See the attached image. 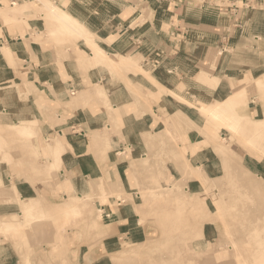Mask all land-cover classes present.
Masks as SVG:
<instances>
[{
    "label": "rangeland",
    "instance_id": "obj_1",
    "mask_svg": "<svg viewBox=\"0 0 264 264\" xmlns=\"http://www.w3.org/2000/svg\"><path fill=\"white\" fill-rule=\"evenodd\" d=\"M0 1L3 24L28 28L29 48L41 44L58 62L63 81L77 75L81 80L67 86V102L46 98L35 90L53 89L49 81L57 72L48 67L49 81L37 79L36 86L9 45L0 51L8 69L22 67L24 78L12 84L17 92L2 93L0 87V264H206L210 257L218 264H264V258L254 257L256 243L264 241V0ZM45 5L72 17L61 22ZM12 7L18 19L2 17ZM85 37L96 44L85 43ZM66 66L70 76L62 72ZM73 107L107 114L103 130L86 129L84 136L102 169L97 176L73 172L62 158L66 132L74 130L66 124L72 115L66 109ZM129 112L153 115L145 150L111 146L113 138L125 142L122 120ZM46 121L58 129L48 131ZM18 124L32 129L22 133ZM54 143L60 152L49 147ZM110 150H116L112 163ZM66 181L70 186L63 188ZM34 200L31 228L23 209ZM7 225L19 227L7 230Z\"/></svg>",
    "mask_w": 264,
    "mask_h": 264
},
{
    "label": "crops",
    "instance_id": "obj_2",
    "mask_svg": "<svg viewBox=\"0 0 264 264\" xmlns=\"http://www.w3.org/2000/svg\"><path fill=\"white\" fill-rule=\"evenodd\" d=\"M2 4L3 2L0 1V5ZM30 36H31V32L25 26L22 29L15 28V26L10 27V25L8 24L6 25L3 24V20H1L0 17V51L3 45L5 44L9 45L13 53L16 54V57L18 59L17 61L19 62V59L22 60L24 63L22 67L24 69L28 68V71H26L25 78L27 79V81H29L33 77L34 79L33 83L36 86H37L36 83L39 80L41 84L43 83L42 81H44L45 83L49 81L48 74L46 77H44V72L46 73L48 67H51L50 70L52 71L55 70L58 75L55 76L56 78L54 80L49 81L51 82L50 86L53 89H50L49 86H46L47 89H44L43 91L41 90H35V91L42 96L45 95L46 98L58 100L60 101V103L67 102L68 101L67 99L68 94L66 90L67 86L74 83L79 85V83L81 82V80L78 79L80 78L79 75H77L76 78L74 77V80L73 79L69 80L71 82L63 81V79L59 75V68L57 65L58 62L55 60V58L52 57L50 58L47 56L48 52L46 53V51L43 50L41 44L32 43L30 48L26 45L27 42H25V40L28 39ZM44 54H46V56ZM22 67L19 69V72L9 70L6 60L4 59L3 55L0 52V87L2 88L1 89L2 93H9V92L12 93V91L17 92L16 89H11V86L13 83L16 82L17 79H21V80L24 79L22 73L20 74ZM62 72L63 73L67 72L68 75L70 74L68 72L67 66L65 67V70H63ZM24 73L25 72H23V75ZM53 94L54 97H52ZM10 97L12 98V96ZM33 97L32 99H34ZM36 103L37 101L35 98L32 104H34L35 110L36 109L38 110L40 118L44 119V113L38 107V105H36ZM122 104L125 105L126 102H122ZM73 109H66L67 111L72 112V115L67 118L66 124L68 125V128H72L74 130L66 132V139L68 145H66L67 149L63 154L62 158L65 159L64 161H66V163L68 162L70 163L71 166H73V168L71 169L73 172L78 173L79 175L82 174L83 176L92 175V174L97 176L100 173H102V169L99 162L97 161V157L94 155L93 152H90L89 150L91 141L90 142L88 140L85 141L84 136L87 135V130H89L92 133H94L95 131L103 130V125L107 120V114L106 112L103 113L101 111H100L101 113L93 114L92 111L90 110L84 111L79 107L76 108L77 110H75V107H73ZM62 112H64V110ZM151 116L153 115L150 112L141 113L140 117L135 116L133 112L126 113L122 120L123 125L121 128V134L124 138L123 141L125 142L121 143L119 139L113 138V140H111V142L113 143V144L111 143V146L113 145L114 149H123L124 150L123 152H125L124 148L126 147L125 145L126 143L127 145L133 147L134 152L145 150V148L147 147L145 138H147V135L152 131L150 127L152 126V123L154 121L153 118H151ZM147 117L149 118L147 119ZM45 123L47 125L48 131L50 132L51 131L53 132L54 129H58L57 126L53 127V124L50 121H46ZM76 126H78L79 129H76L75 131ZM128 127L130 128L129 132L127 130ZM132 136L135 137L134 141L131 140ZM120 152H122V150H120ZM113 153L116 154V150L115 151L110 150L108 151L107 154L108 162L110 163H112L110 160H111V155H113ZM122 163L123 161H120L118 165H121ZM111 172L113 173V175H115L114 170H111ZM117 172L120 173L119 167H117ZM112 236H116V234Z\"/></svg>",
    "mask_w": 264,
    "mask_h": 264
},
{
    "label": "bare ground",
    "instance_id": "obj_3",
    "mask_svg": "<svg viewBox=\"0 0 264 264\" xmlns=\"http://www.w3.org/2000/svg\"><path fill=\"white\" fill-rule=\"evenodd\" d=\"M49 1H50V0H49ZM51 2H52V1H51ZM49 4L52 5L53 3H49ZM45 6H47V5H45ZM9 8H10V7H9ZM47 9L50 11V14H54V13L51 11V9H49V6H47ZM6 10H8V11L4 12L2 17H6V18H10V17L12 18V17H14V18L18 19L16 16L19 15V11H16L15 8H13V7H12V9H6ZM48 10H47V11H48ZM52 10H53V9H52ZM1 11L3 12V10H1ZM1 11H0V12H1ZM9 11H13V12H9ZM39 11H40V10H39ZM63 11H64V10H63ZM63 11H62V13H64ZM40 12H41V11H40ZM54 12H55V14L60 13V12H56V10H55ZM65 12H66V10H65ZM34 13H36V12H34ZM62 13H61V14H62ZM66 13H67V12H66ZM66 13H65V14H66ZM68 13H69V12H68ZM1 14H2V13H1ZM17 14H18V15H17ZM55 14H54V15H55ZM61 14H59V15H58V14L55 15V16H58L57 19L61 20V22H63V20H64V22H65L67 19H68L67 21H69V17H72V15L69 16V17L67 16L68 18L65 19V17L62 16ZM70 14H71V13H70ZM11 15H12V16H11ZM13 15H14V16H13ZM30 15H31V14H30ZM36 15H37V14H36ZM68 15H69V14H68ZM39 16H40V15H39ZM43 16H44V15H43ZM52 16H53V15H52ZM65 16H66V15H65ZM46 17H47V16H46ZM73 17H74V16H73ZM14 18H13V19H14ZM53 18H54V16H53ZM55 18H56V17H55ZM75 18H76V17H75ZM49 19H50V18H49ZM70 19H71V18H70ZM11 20H12V19H11ZM73 20H74L75 24L79 21V20L77 21L76 19H73V18H72V20H70V21H73ZM13 22H14V20H13ZM44 22H45V21H44ZM47 22H48V21H47ZM57 22H58V21H57ZM57 22H56V23H57ZM4 23H5V22H4ZM72 23H73V22H72ZM5 24H6V23H5ZM47 24H48V23H47ZM54 24H55V23H54ZM67 24H68V23H67ZM80 24L82 25L81 21H80ZM49 25H50V24H49ZM58 25H59V24H58ZM61 25H63V24H61ZM70 25H71V24H70ZM50 26H51V25H50ZM56 26H57V25H56ZM64 26H65V25H64ZM68 26H69V25H68ZM68 26H65V27H64V30H65V29H67V30L69 29L68 31L70 32V28H67ZM72 26H73V25H72ZM72 26H71V27H72ZM75 26H77V25H75ZM83 26H84V24H83ZM48 27H49V26H48ZM48 27H47V28H48ZM58 27H59V26H58ZM77 27H78L79 30H81V29L79 28L80 25L77 26ZM85 27H86V26H85ZM47 28H45V29H47ZM60 28H61V27H60ZM50 29H51V28H50ZM55 29H56V28H55ZM62 30H63V29H62ZM72 30H73V28L71 29V31H72ZM82 30H83V28H82ZM48 31H49V30H48ZM52 31H53V30H52ZM52 31H51V33H52ZM55 31H56V30H55ZM57 31H58V29H57ZM68 31H67V32H68ZM73 31H76V30H73ZM77 31H78V30H77ZM83 31H84V30H83ZM87 31L91 32V30H89V29H88ZM40 32H41V31H40ZM43 32H44V31H43ZM60 32H61V30H60ZM62 32H64V31H62ZM65 32H66V31H65ZM78 32H79V31H78ZM85 32H86V31H85ZM41 33H42V32H41ZM55 33H56V32H55ZM62 34H63V33H62ZM62 34H61V35H62ZM72 34H73V32H72ZM72 34H70V35L72 36ZM74 34H75V33H74ZM74 34H73V35H74ZM81 34H82V33H81ZM83 34H84V32H83ZM87 34H88V33H85V35H87ZM90 34H91V33H90ZM90 34H89V35H90ZM17 35H18V34H17ZM19 35H20V34H19ZM41 35H42V34H41ZM53 35H54V34H53ZM56 35H57V34H56ZM61 35H60V36H61ZM75 35H76V34H75ZM15 36H16V35H15ZM63 36H64V35H63ZM78 36H79V35H78ZM81 36H83V35H81ZM91 36H92V35H91ZM53 37H54V36H53ZM55 37H56V36H55ZM55 37H54V38H55ZM66 37H67V36H66ZM88 37H90V36H88ZM88 37H87V38L85 37V38H86L85 43H86L87 40L89 39ZM33 38L36 40V39L38 38V36H37V38H35V37H33ZM61 38H62V37H61ZM81 38H82V37H81ZM92 38H93V37H92ZM45 39H46V38H45ZM45 39H44V40H45ZM83 39H84V38H83ZM36 41H37V40H36ZM38 41H39V40H38ZM55 41H56V40H55ZM88 41H90V40H88ZM91 41L94 42L93 44H96V43H95L96 41H93L92 39H91ZM91 41H90V44H92ZM3 43H4V42H3ZM29 43H30V42H29ZM87 44L89 45V43H87ZM28 45H29V44H28ZM60 45H61V44H60ZM67 45H68V44H67ZM92 46H94V45H92ZM97 46H98V45H97ZM60 47H61V46H60ZM66 47H67V46H66ZM68 47H69V46H68ZM7 48H8V47H7ZM94 48H95V46H94ZM99 48H100V50H101L102 47L99 46ZM4 49H6V46H5V48H4V46H2L1 50H4ZM62 49H63V48H62ZM66 49H67V48H66ZM92 49H93V48H92ZM95 49H96V48H95ZM97 50L99 51V49H97ZM103 50H104V49H103ZM93 51H95V50H93ZM101 51H102V50H101ZM105 52H106V51L104 50L103 53H105ZM96 53H97V52H96ZM107 53H108V52H107ZM94 54H95V53H94ZM101 54H102V53H101ZM3 55H4V54H3ZM59 55H60V53H59ZM97 55H98V53H97ZM61 56H63V55L61 54ZM66 56H67V55H66ZM71 56H72V54H71ZM93 56H94V55H93ZM95 56H96V54H95ZM98 56H100V55H98ZM53 57H54V56H53ZM56 57H57V56H56ZM96 57H97V56H96ZM100 57H101V56H100ZM100 57H98V58H99V59H98V62H99V60H102V59H100ZM94 58H95V57H94ZM95 61H96V60H95ZM100 62H101V61H100ZM102 62H103V61H102ZM96 63H97V62H96ZM108 63H109V62H108ZM115 63H117V61H116ZM137 63H138V62H137ZM103 64H104V63H103ZM113 64H114V63H113ZM113 64H111V65L114 66V67H116V64H115V65H113ZM118 64H120V62H119ZM126 64H127V63H126ZM108 65H110V64H108ZM118 67H119V65H118ZM134 67H135V66H134ZM112 69H113V68H112ZM84 73H85V72H84ZM263 83H264V82H263ZM262 85H263V84H262ZM260 86H261V85H260ZM90 87H91V86H90ZM244 87H245V86H244ZM258 87H259V86H258ZM263 87H264V86H263ZM92 88H93V87H92ZM92 88H91V89H92ZM97 89H98V88H97ZM97 89H96V90H97ZM238 89H240V88H238ZM241 89H242V88H241ZM241 89H240V90H241ZM244 89H245V88H244ZM81 90H82V89H81ZM98 90H99V89H98ZM86 91H87V90H86ZM100 91H101V90H100ZM100 91H95L94 93H99ZM236 91H237V89H236ZM242 91H243V90H241V92H239V93H242V94L244 93V94H245V92H242ZM244 91H245V90H244ZM90 92L92 93L91 90H90ZM234 93H235V91H234ZM239 93H238V94H239ZM242 94H241V95H242ZM99 95L102 96V95H103V92L99 93ZM99 95H98V96H99ZM245 95H246V94H245ZM246 96H247V95H246ZM234 97H235V96H234ZM234 97H232V98H234ZM242 97H243V96H242ZM238 98H239L238 96H237V99L234 98V99L236 100V102H239V101H237ZM240 98H241V96H240ZM243 98H244V97H243ZM243 98H241V99H243ZM234 99H233V101H232V100H229V101H232V102L234 103V101H235ZM245 99H246V98H245ZM226 100L228 101V99H226ZM239 100H240V99H239ZM103 101H104V100H103ZM224 102H225V101H223V103H224ZM229 103L231 104V102H229ZM226 104H227V103H226ZM237 104H238V103H237ZM7 105H8V104H7ZM218 105H219V104H218ZM218 105H217V106H218ZM224 105H225V104H224ZM231 105H233V104H231ZM234 105H236V104H234ZM207 106H208V105H207ZM207 106H206V108H208ZM224 107H225V106H224ZM109 108H111V107H109ZM206 108L204 109V111L206 110ZM226 108H228V105H227ZM212 109H214V108H212ZM224 109H225V108H224ZM209 110H210V109H209ZM209 110L207 109L208 112H210ZM228 110H229V109H228ZM211 111H213V110H211ZM205 112H206V111H205ZM205 112H203V113H205ZM115 113H118V112H115ZM211 114H214V113L211 112ZM205 116H206V115H205ZM213 116H214V115H213ZM241 116H242V114H241ZM137 117H138V116H137ZM215 117H216V114H215ZM259 121H260V119H259ZM261 122H262V120L260 121V123H261ZM256 123H257V122H256ZM262 123H263V122H262ZM259 125H260V124H259ZM261 125H262V124H261ZM48 126H49V125H48ZM263 126H264V124H263ZM16 127H17L18 130L21 131L22 133H28V132L31 131V129H32L31 126L26 125V124H18ZM257 129H258V128H257ZM53 134H54V133H53ZM263 134H264V132H263ZM91 139H92V138H91ZM152 139H153V138H152ZM94 140H95V138H94ZM49 147H50L52 150L55 149L56 153L60 152V150L57 148V146L55 145V143H54L53 145H52V144L49 145ZM26 150H27V149H26ZM55 151H54V152H55ZM5 152H6V151H5ZM25 152H26V151H25ZM54 152H53V153H54ZM2 155H3V154H2ZM53 155H54V154H53ZM6 158H7V156H6ZM56 158H57V157H56ZM58 159H59V157H58ZM160 161H161V160H160ZM140 162H141V161H140ZM157 164H158V162H157ZM157 164H156V165H157ZM164 165H165V164H164ZM55 166H58V165H55ZM157 166H160V165H157ZM190 166L193 167L192 164H190ZM149 167H151V166H149ZM141 169H142V171H145V170H143V169H144L143 167H142ZM184 169H185V168H184ZM156 170H157V169H156ZM156 170H155V171H156ZM138 171H139V170H138ZM140 171H141V170H140ZM157 171H158V170H157ZM186 172H187V171H186ZM135 174H136V173H135ZM139 174H140V173H139ZM152 174H153V172H152ZM101 175H102V174H101ZM142 175H143V172L140 174V176H142ZM153 175H154V174H153ZM155 175H156V174H155ZM135 176H136V175H135ZM137 176H138V173H137ZM232 176H233V175H232ZM246 177H247V175H246ZM138 178H139V176H138ZM141 178H142V177H141ZM143 178H144V180H145V177H143ZM149 178H150V177H149ZM149 178H148V179H149ZM139 179H140V178H139ZM162 179H163V178H162ZM224 179H225V178H224ZM137 180H138V179H137ZM142 180H143V179H142ZM99 181H100V180H99ZM150 181H151V180H150ZM150 181H149V182H150ZM140 182H142V181H140ZM140 182H139V185H140ZM149 182H148V183L146 182L147 185H149ZM224 182H227V180L224 181ZM146 183H145V184H146ZM141 185H142V184H141ZM173 185H174V184H173ZM231 185H232V184H229V185H228V187H229L230 189H231ZM61 186H62L63 188H67V187L70 186V184H69L68 181H66V182L61 183ZM61 186H60V187H61ZM158 186L160 187V185H158ZM233 186H234V185H233ZM261 186H262V185H261ZM139 187H140V186H139ZM174 187H175V186H174ZM235 187H237V186H235ZM235 187H234V188H235ZM151 188H152V187H151ZM154 188H157V187L155 186ZM178 188H179V187H178ZM225 188H227L226 185H225ZM159 189L162 190L161 188H159ZM159 189H158V190H159ZM165 189H166V187H165ZM169 189L171 190V192H175V193H176V191H175L176 189L172 190L171 187H170ZM230 189H229V190H230ZM141 190H143V189H141ZM163 190H164V189H163ZM179 190H180V189H177V191H179ZM229 190H228V191H229ZM139 191H140V190H139ZM188 191H189V190H188ZM223 191H225V189H224ZM226 191H227V190H226ZM226 191H225V192H226ZM14 192H15V191H14ZM154 192H155V191L152 190V193H151V194H153ZM157 192H158V191H157ZM183 192H184V191H183ZM183 192H182V193H183ZM232 192H234V191L232 190L231 193H232ZM149 193H150V191H149ZM158 193H159V192H158ZM160 193L162 194L163 192H160ZM164 193H165V192H164ZM166 193H167V192H166ZM231 193H229V195H230ZM14 194H15V193H14ZM131 194H132V193H131ZM131 194H130V196H131ZM142 194H143V191H142ZM147 194H148V193H147ZM155 194H156V192L154 193V195H155ZM168 194H169V192H168ZM171 194H172V193H170V196H171ZM173 194H174V193H173ZM235 194H236V193H235ZM260 194H261V193H260ZM159 195H160V194H159ZM159 195H157V196H159ZM180 195H181V194H180ZM233 195H234V194H233ZM87 196H88V195H87ZM91 196H92V195H91ZM145 196H147V195H145ZM160 196H161V195H160ZM164 196H165V195H164ZM172 196H173V195H172ZM226 196H227V195H226ZM231 196H232V195H231ZM259 196H260V195H259ZM147 197H148V196H147ZM153 197H154V196H153ZM173 197H174V196H173ZM228 197L230 198V196H228ZM257 197H258V196H257ZM127 198H128V196H127ZM132 198H133V197H132ZM132 198H130V199H132ZM149 198H150V197H149ZM149 198H148V199H149ZM231 198H232V197H231ZM241 198H242V197H241ZM176 199H178V198H176ZM256 199H257V198H256ZM263 199H264V197H263ZM20 200H21V199H20ZM143 200H144V199H143ZM153 200H154V199H153ZM259 200H261V198H260ZM21 201H22V200H21ZM180 201H181V200H180ZM195 201H196V200H195ZM197 201L199 202V199H198V198H197ZM201 201H202V200H201ZM22 202H23V201H22ZM178 202H179V201H178ZM186 202H187V201H186ZM186 202H183L184 205H185ZM193 202H194V200H193ZM193 202H191V203H193ZM202 202H203V201H202ZM159 203H160V202H159ZM175 203H176V202H175ZM189 203H190V201H189ZM189 203H187V205H188ZM203 203H204V202H203ZM203 203H202V204H203ZM205 203H206V202H205ZM260 203H261V201H260ZM30 204H32L31 206H33V207H28V206H27L26 208L23 209V213H24L25 216L27 215V217L33 215V213H34V211L36 210V207H37V206H36V202H35V200L32 201ZM134 204H135V203H134ZM138 204H140V203H138ZM198 204H199V203H198ZM200 204H201V203H200ZM200 204H199V205H200ZM261 204H263V202H262ZM261 204H260V205H261ZM45 205H46V204H45ZM191 205H192V204H191ZM195 205H196V203H194V209L197 208V207H195ZM231 205H232V204H231ZM231 205H230V206H231ZM250 205H251V204H250ZM252 205H253V204H252ZM252 205H251V206H252ZM56 206H57V205H56ZM138 206H139V205H138ZM182 206H183V205H182ZM188 206H189V205H188ZM196 206H197V205H196ZM233 206H234V205H233ZM263 206H264V205H263ZM21 207H24V206L21 205ZM48 207H49V206H48ZM261 207H262V206H261ZM140 208H141V207H140ZM140 208H139V209H140ZM189 208H190V207H189ZM204 208H205V207H204ZM206 208H208V206H207ZM206 208H205V209H206ZM166 209H167V208H166ZM183 209H184V207H183ZM201 209H202V211H204L203 208H201ZM233 209H234V207H232L231 211H232ZM99 210H100V209H99ZM150 210L152 211V209H150ZM150 210H147V212L150 211ZM153 210H154V209H153ZM184 210H185V209H184ZM206 210H207V209H206ZM209 210H210V209H209ZM78 211H79V210H78ZM179 211H180V209H179ZM233 211H236V208H235ZM255 211H256V213H255V212H253V213L258 214L257 210H255ZM147 212H146V214H147ZM169 212H170V211H169ZM181 212H182V211H181ZM181 212H180V213H181ZM208 212H209V211H208ZM219 212H220V211H219ZM229 212H230V211H229ZM76 213H77V210H76ZM78 213H79V212H78ZM166 213H167V212H166ZM182 213H183V212H182ZM247 213H248V212H247ZM74 214H75V213H74ZM175 214H176V212H175ZM175 214H173V215L175 216ZM219 214H220V213H219ZM229 214H230V213H229ZM39 215H41V214H39ZM177 215H178V214H177ZM177 215H176V216H177ZM179 215H180V214H179ZM200 215H201V214H200ZM260 215H261V213H260ZM154 216H155V215H154ZM157 216H158V215H157ZM159 216H160V215H159ZM164 216H165V214H164ZM185 216H186V213H185ZM188 216H189V215H188ZM217 216H218V215H217ZM256 216H257V215H256ZM256 216H255V219L258 218V216H257V218H256ZM261 216H262V215H261ZM27 217H25V218H27ZM178 217H180V216H178ZM25 218H24V219H25ZM28 218H29V217H28ZM45 218H46V217H45ZM154 218H155V217H154ZM198 218H199V217H198ZM205 218H206V217H205ZM223 218H224V217H223ZM260 218H261V217H260ZM171 219H172V218H171ZM178 219H181V217H180V218H177V220H176V225H177V223H179V222H177ZM206 219H208V218H206ZM25 220H26V219H25ZM29 220H30V218H29ZM29 220H28V221H29ZM173 220H174V219H173ZM193 220H194V219H193ZM217 220H218V217H217ZM222 220H223V219H222ZM232 220H234V219H232ZM257 220H258V222H259L260 219H257ZM26 221H27V220H26ZM26 221H25V222H26ZM212 221H213V220H212ZM223 221H224V220H223ZM22 222H24V221L22 220ZM173 222H174L173 224H175V221H173ZM194 222H195V221H194ZM198 222H199V224H200V229H201V231H203V226H204V222H205V221L203 222V218H202V219H199ZM258 222H257V224H258ZM263 222H264V221H263ZM30 223H31V220H30L29 223H28V224L31 226ZM171 223H172V222H171ZM180 223H181V222H180ZM222 223H223V222H222ZM39 224H40V223H39ZM199 224H198V225H199ZM251 224H252V222H251ZM22 225H23V224H22ZM24 225H25V223H24ZM155 225H156V224H155ZM170 225H171V224H170ZM176 225H175V226H176ZM185 225H186V224H185ZM172 226H174V225H172ZM180 226H181V225H180ZM180 226H179V227H180ZM194 226H196V225H194ZM194 226H193V227H194ZM3 227H5L7 230H10V229H13V228H18L19 225H18V226H17V225H7V226H3ZM58 227H59V226H57V228H58ZM169 227H171V226H169ZM185 227H186V226H185ZM224 227H225V226H224ZM241 227H242V226H241ZM247 227H248V226H247ZM250 227H251V225H250ZM256 227H257V225H256ZM260 227H261V225H260ZM260 227H257V228H260ZM29 228H30V227H29ZM31 228H32V226H31ZM61 228H62V226H61ZM158 228H159V227H158ZM177 228H178V226H177ZM181 228H182V227H181ZM189 228H190V227H189ZM195 228H196V227H195ZM197 228H198V227H197ZM25 229H26V226H25ZM39 229H41V228H39ZM173 229H174V228H173ZM200 229H199V231H200ZM223 229H224V228H223ZM226 229H227V228H226ZM232 229H233V227L231 228V231H232ZM242 229H243V227H242ZM244 229H245V228H244ZM246 229H247V228H246ZM252 229H253V227H252ZM262 229H263V228H262ZM170 230H171V229H170ZM179 230H180V229H179ZM187 230H188V229H187ZM187 230H186V231H187ZM195 230H196V229H195ZM60 231H61V230H60ZM72 231H73V230H72ZM168 231H169V230H168ZM171 231H172V230H171ZM173 231L175 232V230H173ZM231 231H230V232H231ZM62 232H64V231H62ZM176 232H177V231H176ZM181 232H182V231H181ZM241 232L243 233L242 230H241ZM247 232H248V231H247ZM247 232L245 231V235H244V236H246V233H247ZM253 232H254V231H253ZM177 233H179V232H177ZM182 233H183V232H182ZM195 233H196V232H195ZM197 233H198V232H197ZM201 233H202V232H201ZM219 233H221V232H219ZM255 233H256V232H255ZM255 233H254V234H255ZM258 233H259V229H258ZM260 233H262V231H260ZM62 234H63V233H62ZM183 234H185V233H183ZM188 234H189V233H188ZM251 234H252V233H251ZM25 235H26V234H25ZM195 235H196V234H194V237L197 236V235H196V236H195ZM259 235L262 236V234H258V236H259ZM56 236H57V235H56ZM218 236H219V235H218ZM250 236H251V235H250ZM258 236H256V237H258ZM23 237H24V235H23ZM33 237H34V236H33ZM191 237H193V235H192ZM200 237H201V235H200ZM242 237H243V236H242ZM19 238H20V237H19ZM27 238H28V237H27ZM197 238H199V236H197ZM218 238H219V237H218ZM259 238H260V236H259ZM157 239H158V238H157ZM178 239H179V238H178ZM183 239H184V237H183ZM248 239H249V238H248ZM252 239H253V238H252ZM262 239H263V238H262ZM14 240H15V239H14ZM185 240H186V238H185ZM185 240H184V242H183V241H182V242L185 243ZM25 241H26V240H25ZM179 241H180V240H179ZM187 241H188V240H187ZM242 241H243V240H242ZM253 241H254V240H253ZM208 242H209V241H208ZM254 242L256 243V241H254ZM213 243H214V242H213ZM222 243H223V242H222ZM222 243H220V244L222 245ZM242 243H243V242H242ZM178 244H179V243H178ZM178 244H177V245H178ZM220 244H219V245H220ZM250 244L252 245L251 242H250ZM256 245L259 247V249H260V247H262V249H260V250L257 249V251H256L257 255L254 256V257H257V258H260V259L262 258V259H263V258H264V241L260 240V241H258V243H256ZM212 246H213V245H211L210 247H212ZM245 246H246V245H245ZM171 247H172V246H171ZM197 247H198V246H197ZM208 247H209V245H208ZM258 247H257V248H258ZM173 249H174V247H173ZM209 250H210V249H209ZM231 250H232V249H231ZM164 251H165V250H164ZM169 251H170V250H169ZM171 251H172V250H171ZM212 251H213V250H212ZM232 251H233V250H232ZM235 251H236V250H235ZM201 252H202V249H201ZM204 252H206V251L204 250ZM204 252H203V253H204ZM199 253H200V252H199ZM206 253H207V252H206ZM86 254H87V253H86ZM210 254H211V253H210ZM206 255H207V254H206ZM208 255H209V254H208ZM191 256H192V255H191ZM213 256H214V255H213ZM234 256H235V255H234ZM138 257H139V256H138ZM188 257H189V256H188ZM192 257H193V256H192ZM192 257H189V258H192ZM209 257H210V256H209ZM250 258H251V257H250ZM183 259H184V258H183ZM192 259H195V258H192ZM207 259H209V258H207ZM207 259H206V260H207ZM211 259H212V257H210V260H208L206 264H216L215 262H217V261H215V262H211V261H213V260H211ZM262 259H261V261H262ZM181 260H182V258H181ZM184 260H185V259H184ZM184 260H183V261H184ZM186 260H187V259H186ZM190 260H191V259H190ZM206 260H205L204 262H206ZM214 260H215V259H214ZM254 260H255V259H254ZM172 261H173V260H172ZM183 261H182V262H183ZM197 261H198V259H197ZM209 261H210V262H209ZM237 261L239 262V259H238ZM256 261H257V259H256ZM256 261H255V262H256ZM41 262H42V261H41ZM124 262H125V261H124ZM218 262H219V261H218ZM218 262H217V264H218ZM220 262H221V261H220ZM222 262H223V261H222ZM39 263H40V262H39ZM233 263H235V262H233ZM233 263H232V261H227V262L222 263V264H233ZM239 263H240V262H239ZM239 263H238V264H239ZM41 264H42V263H41ZM44 264H45V263H44ZM182 264H183V263H182ZM185 264H186V263H185ZM187 264H188V263H187ZM189 264H190V262H189ZM191 264H192V262H191ZM203 264H205V263H203ZM240 264H241V263H240ZM255 264H256V263H255Z\"/></svg>",
    "mask_w": 264,
    "mask_h": 264
}]
</instances>
